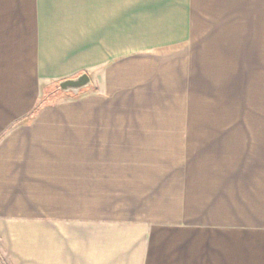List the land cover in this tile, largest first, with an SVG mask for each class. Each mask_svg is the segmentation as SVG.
<instances>
[{
	"label": "crops",
	"instance_id": "0c3cea01",
	"mask_svg": "<svg viewBox=\"0 0 264 264\" xmlns=\"http://www.w3.org/2000/svg\"><path fill=\"white\" fill-rule=\"evenodd\" d=\"M0 263L264 264V0H0Z\"/></svg>",
	"mask_w": 264,
	"mask_h": 264
},
{
	"label": "water",
	"instance_id": "95a60500",
	"mask_svg": "<svg viewBox=\"0 0 264 264\" xmlns=\"http://www.w3.org/2000/svg\"><path fill=\"white\" fill-rule=\"evenodd\" d=\"M90 85L91 79L89 75L83 73L73 79L61 81L57 87L59 92L61 93L77 96L81 93L82 90L88 89Z\"/></svg>",
	"mask_w": 264,
	"mask_h": 264
},
{
	"label": "trees",
	"instance_id": "16d2710c",
	"mask_svg": "<svg viewBox=\"0 0 264 264\" xmlns=\"http://www.w3.org/2000/svg\"><path fill=\"white\" fill-rule=\"evenodd\" d=\"M58 84L59 83L56 84V86L51 90V92L47 96L43 97L39 101V103L35 106L34 110L31 112L30 115L36 114L49 101L50 98L61 94V92H59L58 89H55V88H57Z\"/></svg>",
	"mask_w": 264,
	"mask_h": 264
},
{
	"label": "rangeland",
	"instance_id": "374dc122",
	"mask_svg": "<svg viewBox=\"0 0 264 264\" xmlns=\"http://www.w3.org/2000/svg\"><path fill=\"white\" fill-rule=\"evenodd\" d=\"M55 89H58V87H57V88H55ZM221 106H222V107H224V104H221Z\"/></svg>",
	"mask_w": 264,
	"mask_h": 264
}]
</instances>
